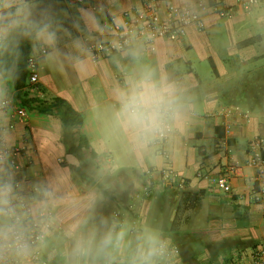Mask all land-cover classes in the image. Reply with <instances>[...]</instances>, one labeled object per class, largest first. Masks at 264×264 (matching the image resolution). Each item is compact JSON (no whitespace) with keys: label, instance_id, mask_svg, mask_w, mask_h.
Listing matches in <instances>:
<instances>
[{"label":"crops","instance_id":"obj_1","mask_svg":"<svg viewBox=\"0 0 264 264\" xmlns=\"http://www.w3.org/2000/svg\"><path fill=\"white\" fill-rule=\"evenodd\" d=\"M143 0H38L57 25L59 58L47 61L37 56L38 82L27 84L19 71L38 46L25 39L14 57V73L4 82L6 108L0 112L12 138L17 178L25 183L38 180L56 169L69 172L82 190L93 183L97 156L95 145L102 124L97 116L112 103V90L121 81V66L127 64L124 49L93 58L90 48L114 43L112 25L122 13ZM168 0H160L162 17ZM180 4L194 0H171ZM229 13L204 12L205 27L186 26L180 38H158L151 48L142 40L145 59L180 80L191 97L184 121L168 136L167 157L156 149L137 160L122 158L113 148L118 172L104 191L98 211L129 225H152L176 246L174 264H230L250 260L253 249L264 243V198L255 202L254 167L248 165L247 150L254 137L264 139V0L249 11L238 0H224ZM106 8L110 28L88 32L80 21L81 10ZM87 46L84 59L75 42ZM212 60L216 72L204 61ZM210 63V62H209ZM211 65V64H210ZM16 76V79H15ZM15 83H23L22 87ZM66 101L81 116L80 124H69L63 111L51 105L53 98ZM28 98L38 100L26 103ZM31 105V106H30ZM23 108L25 115L16 113ZM223 137L225 151L218 140ZM225 164L240 166L231 178V191H222L196 173L200 167L219 173ZM170 166L173 174L161 170ZM264 186V177L260 180Z\"/></svg>","mask_w":264,"mask_h":264},{"label":"clouds","instance_id":"obj_2","mask_svg":"<svg viewBox=\"0 0 264 264\" xmlns=\"http://www.w3.org/2000/svg\"><path fill=\"white\" fill-rule=\"evenodd\" d=\"M106 8L81 10L88 32L110 28ZM32 40L49 49L55 63L57 25L38 0H0V105L6 99L4 82L14 73L20 43ZM77 66L87 53L83 40L75 42ZM127 64L112 90V103L97 116L102 124L96 136L93 183L82 190L69 172L56 169L30 183L17 178L11 162L12 138L0 117V264H174V250L152 225H129L98 209L104 191L122 158L139 160L168 137L186 118L191 97L177 78L145 59L142 44L124 48Z\"/></svg>","mask_w":264,"mask_h":264},{"label":"built area","instance_id":"obj_3","mask_svg":"<svg viewBox=\"0 0 264 264\" xmlns=\"http://www.w3.org/2000/svg\"><path fill=\"white\" fill-rule=\"evenodd\" d=\"M80 1V0H79ZM160 0H143L139 6L126 10L122 13V21L112 25V29L117 35L114 43L106 42L100 45H93L90 52L93 58L109 55L117 50L124 49L130 42L142 40V42L153 48V42L158 38H180L185 33L186 26L192 24L198 30L205 27L204 12L210 11L218 15H225L231 10V6H227L224 0H194L184 3H174L167 1L166 14L162 17L159 13ZM259 0H238V5L243 10L249 11L257 5ZM47 52V49L38 48L32 54L26 57L25 67L27 70V84L34 86L39 79L37 68V56ZM6 108V103L0 105V112ZM17 114L24 116L23 108H18ZM8 127H12L9 124ZM168 137L155 146L156 152L163 157H167L165 143ZM218 144L225 151V142L220 137ZM21 148L18 146L11 147L10 159L14 165V169L18 167L15 156L20 153ZM247 150L252 155L248 160V165L254 167L253 181L255 187L250 196L255 202H260L264 198V186L260 184V180L264 177V139L260 136L252 138ZM164 174H173L170 166L161 170ZM241 171L240 166L235 164H225L219 173L200 167L196 175L201 179L209 180L216 188L230 192L231 178L238 175ZM174 253L178 252L176 246H171ZM230 264H264V243L253 249L250 260L242 262H232Z\"/></svg>","mask_w":264,"mask_h":264},{"label":"trees","instance_id":"obj_4","mask_svg":"<svg viewBox=\"0 0 264 264\" xmlns=\"http://www.w3.org/2000/svg\"><path fill=\"white\" fill-rule=\"evenodd\" d=\"M209 62L211 64V67H212L213 71L216 72L215 66H214V64H213L211 59H209ZM26 73H27V70H26V67H25V64H24L23 67L19 71L20 77L22 79H24ZM15 79H16V76H15ZM15 86L22 87L23 83H17V84L15 83ZM37 100H38V102L41 105H44L45 102L43 100H39L37 98H28L27 101H25V102L26 103H28V102L31 103V102L37 101ZM50 104L58 106L63 111V115L65 116V118L67 119L69 124H71V125L80 124L82 122L80 114L78 112H76L75 110H73V108L66 101L55 97V98L51 99ZM44 106L46 108H48V105L45 104Z\"/></svg>","mask_w":264,"mask_h":264},{"label":"rangeland","instance_id":"obj_5","mask_svg":"<svg viewBox=\"0 0 264 264\" xmlns=\"http://www.w3.org/2000/svg\"><path fill=\"white\" fill-rule=\"evenodd\" d=\"M204 66H206L209 70L211 69V65H210V63L208 62V61H204Z\"/></svg>","mask_w":264,"mask_h":264}]
</instances>
